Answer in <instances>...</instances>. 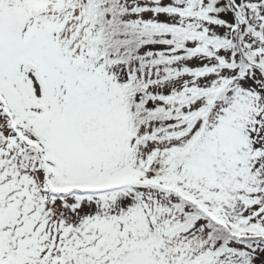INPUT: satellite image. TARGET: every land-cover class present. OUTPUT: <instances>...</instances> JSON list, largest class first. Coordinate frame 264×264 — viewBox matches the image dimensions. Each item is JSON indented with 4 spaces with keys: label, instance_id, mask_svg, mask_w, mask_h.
Returning <instances> with one entry per match:
<instances>
[{
    "label": "snow or ice",
    "instance_id": "snow-or-ice-1",
    "mask_svg": "<svg viewBox=\"0 0 264 264\" xmlns=\"http://www.w3.org/2000/svg\"><path fill=\"white\" fill-rule=\"evenodd\" d=\"M0 264H264V0H0Z\"/></svg>",
    "mask_w": 264,
    "mask_h": 264
}]
</instances>
